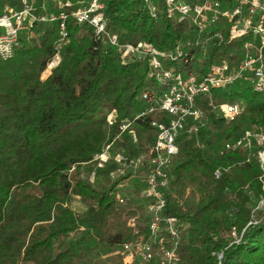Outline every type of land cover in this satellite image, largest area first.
<instances>
[{
  "label": "trees",
  "instance_id": "trees-1",
  "mask_svg": "<svg viewBox=\"0 0 264 264\" xmlns=\"http://www.w3.org/2000/svg\"><path fill=\"white\" fill-rule=\"evenodd\" d=\"M101 1L106 33L122 45L143 41L168 51L194 37L190 19L154 15L146 0ZM84 2L91 0H0V17L30 8L33 17L47 18L19 33L12 58L0 56V264H123L115 251L140 241L153 245V258L132 264H161L163 251L150 231L151 199L142 195L147 167L124 173L111 161L97 168L94 157L111 142L129 162L148 156L157 136L153 122L170 116L138 119L137 142L128 131L116 138L120 124L144 108L142 91L161 87L148 60L124 62L107 34L73 15ZM244 41L193 51L209 66L224 56L241 58ZM56 51L60 62L46 75ZM238 98L244 112L231 121L211 105ZM198 104L203 122L190 130L189 119L180 134L165 190L164 215L184 225L177 264H264V142L236 145L248 130L264 132V92L234 85L212 90ZM85 171H96L95 180L83 178ZM77 198L85 208H74Z\"/></svg>",
  "mask_w": 264,
  "mask_h": 264
},
{
  "label": "built area",
  "instance_id": "built-area-1",
  "mask_svg": "<svg viewBox=\"0 0 264 264\" xmlns=\"http://www.w3.org/2000/svg\"><path fill=\"white\" fill-rule=\"evenodd\" d=\"M152 14L165 13L168 17L179 16L188 18L195 27L192 39L180 42L168 51L159 50L147 42L137 44H120L116 35H109L105 30L104 16L101 10L104 4L101 0H91L73 15L79 21L88 20L97 28L100 35H108L110 42L117 46L122 53L124 62L133 59H146L151 66V73L161 87L160 90L147 88L142 91L140 98L144 108L131 120L120 124L116 138L129 132L134 141H138L134 128L138 119L146 115L161 112L170 116L168 120L153 122L157 130L155 141L151 144L149 155H141L129 162L125 149L116 147L114 142L109 143L104 150L94 157L97 168H104L111 161L125 173V168L133 166L134 171L140 165L147 167L145 187L142 195L150 198L149 210L151 212L150 231L156 236L163 251L161 264H177L178 243L183 233L184 225L175 217H166L165 190L169 185V168L174 157L179 152L178 138L185 130L187 122L192 119L190 130L198 129L203 122L204 111L198 104L201 97H210L214 89L230 90L232 86L239 85L242 92H264V0H146ZM62 12L61 18H66ZM47 20L45 15L32 16L30 8L21 11L10 9L0 17V27L4 32L0 35V56L4 60L13 57L14 50L19 44V33L29 28L33 19ZM51 22L57 20L52 14ZM67 38L65 24L60 25V39ZM245 39L243 43V56L236 60L224 56L219 63L207 66L204 58H197L193 49L201 47L206 49L211 44L228 45L234 41ZM61 44L58 45L60 48ZM206 51L203 53L204 57ZM235 56V53H232ZM60 62L59 51L49 60L45 74H50ZM214 109L227 121H231L244 112L242 102L211 103ZM116 111L108 117L110 125H114ZM252 138L264 142L262 130H248L236 145L250 147ZM262 164L264 151L259 153ZM115 172H113V175ZM220 171L216 175L220 176ZM135 174L132 175V177ZM97 176L96 171H85L83 178L92 181ZM124 183L117 185L122 188ZM119 202H124L123 194H118ZM130 224H134L130 221ZM169 245L166 246V241ZM123 258V264H132L136 260L149 261L153 258V245L148 242H126L121 249L115 251Z\"/></svg>",
  "mask_w": 264,
  "mask_h": 264
},
{
  "label": "rangeland",
  "instance_id": "rangeland-1",
  "mask_svg": "<svg viewBox=\"0 0 264 264\" xmlns=\"http://www.w3.org/2000/svg\"><path fill=\"white\" fill-rule=\"evenodd\" d=\"M156 86H159V83L156 81ZM237 101H235V102H243L242 101V99H240V98H238V99H236ZM73 206H74V208L75 209H77V210H81V209H83V208H85L84 206H83V204H81V202L79 201V199L77 198L76 200H75V202L73 203Z\"/></svg>",
  "mask_w": 264,
  "mask_h": 264
}]
</instances>
